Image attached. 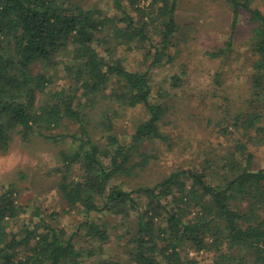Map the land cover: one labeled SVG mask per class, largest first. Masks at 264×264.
Listing matches in <instances>:
<instances>
[{"label": "trees", "instance_id": "1", "mask_svg": "<svg viewBox=\"0 0 264 264\" xmlns=\"http://www.w3.org/2000/svg\"><path fill=\"white\" fill-rule=\"evenodd\" d=\"M111 1L122 14L117 19L76 0H0V141L4 142L11 130H18L26 142L33 137L54 143L62 138L71 141L63 152L64 171L69 173L79 164L84 174L79 180L64 177L59 187L69 207L84 217L79 232L86 230L89 236L107 242V227L92 220L93 214L121 216L127 224L121 239L126 240L128 261L100 260L95 264H195L183 258L181 249L186 245L214 251V264H264V172L251 171L253 154L246 143L238 144L235 156L224 164L223 185L209 184L203 173L191 171L138 190L127 191L113 184L117 177L132 173L135 144L145 138H164L159 126L164 109L152 102L150 72L130 71L117 58L118 46L134 43L138 47L147 40L144 19L149 14L136 12L137 22L124 7L126 2L134 9L136 0ZM225 1L233 7V28L242 11L255 24L253 82L261 92L264 14L252 7L255 0ZM160 4L157 20L161 19L162 40L169 44L178 28L177 0H156L153 6ZM102 33L106 35L100 39ZM114 42L117 47L112 46ZM104 45L109 47L102 55L98 47ZM231 49L230 40L227 52ZM37 65L40 70L34 72ZM59 73L66 85L57 90L52 86ZM38 97L40 103H36ZM104 101L109 106L95 124L106 139V146H101L92 135V123L94 112ZM140 105L148 119L129 133L126 143L115 132L118 109ZM263 119L264 113L253 114L247 124L244 122L246 129L264 135ZM68 126L76 132L64 134L61 130ZM185 176L193 184L189 189ZM13 195L9 189L0 196V264H82L84 253L75 249V235L67 237L64 230L51 224L44 223L42 228L23 220L20 234H10L11 221L24 212ZM141 198L146 200L145 209L138 203ZM168 198L173 200L164 204ZM191 210L194 216L187 221L184 214ZM161 219L165 224H158Z\"/></svg>", "mask_w": 264, "mask_h": 264}, {"label": "rangeland", "instance_id": "2", "mask_svg": "<svg viewBox=\"0 0 264 264\" xmlns=\"http://www.w3.org/2000/svg\"><path fill=\"white\" fill-rule=\"evenodd\" d=\"M154 1L136 0L134 9L124 3L128 14L137 22L136 12L149 14L144 19L148 24L147 40L139 43L138 47L134 43L118 46L115 42L112 46H118L117 58L123 60L128 70L150 72L152 102L161 104L164 109L159 124L164 138H145L135 144L132 173L117 177L113 184L132 191L153 187L174 174L191 171L203 173L209 184L223 185L226 176L223 166L235 156L237 145L242 142L253 154L251 171L264 172V135L246 129L253 114L264 113V90L258 92L260 89L257 91L253 82V64L257 58L253 52L255 24L242 11L237 26L233 28V7L225 0H177L178 28L172 41L165 44L161 36L163 28L158 24L161 19L157 20L156 15L161 4L154 7ZM76 2L99 9L111 18L122 16L111 0ZM252 7L264 14V0H255ZM124 25L121 23L122 27ZM105 35L98 36L102 39ZM230 40L232 49L227 52ZM108 47L99 46L98 50L104 55ZM223 50L225 52L221 53ZM214 54L220 56L215 57ZM39 70V65L33 67L34 72ZM65 85V77L59 73L52 87L59 90ZM41 99L38 97L36 103ZM108 106L109 103L104 101L94 112L92 123L93 128L95 126L92 135L101 146H106V139L102 129H96L95 124ZM118 114L115 132L120 140L129 143V133L148 119V113L140 105L134 109H118ZM260 124L264 127V119ZM68 128L61 131L76 132L74 127ZM68 140L62 138L54 143L43 137H33L26 142L18 130H11L7 139L0 141V196L9 189L13 190V199L24 210L20 218L11 221L8 232L20 234L23 220H27L26 223L31 220L42 228L44 223H48L64 230L67 237L75 235V249L84 253L82 264H95L100 260L126 263L129 259L125 253L126 240L121 237L126 233L127 224L121 216L107 212L92 215V220L107 227V242L89 236L86 230L79 232L78 225L84 222V217L79 210L69 207L59 187L64 177L79 180L84 174L79 164L71 167L69 173L64 171L63 152L71 144ZM238 158L244 161L242 157ZM185 184L187 189L193 185L190 178L185 180ZM169 200L173 198L163 203ZM98 203L102 206L101 201ZM138 203L141 209H145V199H139ZM193 216V210L184 214L187 221ZM159 223L165 224V221L161 219ZM20 249L25 252L23 247ZM181 252L185 260H193L195 264H214L216 260L214 251H198L190 245Z\"/></svg>", "mask_w": 264, "mask_h": 264}]
</instances>
